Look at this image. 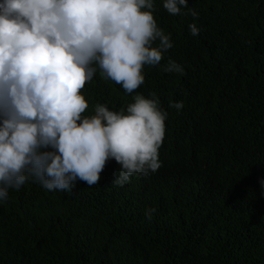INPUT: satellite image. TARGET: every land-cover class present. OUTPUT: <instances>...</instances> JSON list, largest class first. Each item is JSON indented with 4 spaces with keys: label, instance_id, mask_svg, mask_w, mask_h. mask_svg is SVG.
I'll return each mask as SVG.
<instances>
[{
    "label": "trees",
    "instance_id": "1",
    "mask_svg": "<svg viewBox=\"0 0 264 264\" xmlns=\"http://www.w3.org/2000/svg\"><path fill=\"white\" fill-rule=\"evenodd\" d=\"M188 8L198 17L187 8L170 15L154 0L174 46L145 66L137 89L155 92L168 113L162 166L122 187L110 159L92 187L49 192L29 180L10 189L0 201V264H264V0H188ZM169 59L185 74L165 73ZM86 92L90 105L124 107L136 94L99 72Z\"/></svg>",
    "mask_w": 264,
    "mask_h": 264
},
{
    "label": "clouds",
    "instance_id": "2",
    "mask_svg": "<svg viewBox=\"0 0 264 264\" xmlns=\"http://www.w3.org/2000/svg\"><path fill=\"white\" fill-rule=\"evenodd\" d=\"M163 8L198 17L188 0H163ZM153 13L154 0H0V201L29 180L49 192L92 187L110 159L120 166L115 186L159 170L168 113L155 92L137 89L145 66L160 65L174 45ZM162 70L185 74L172 59ZM97 72L136 93L132 102L90 105L82 90Z\"/></svg>",
    "mask_w": 264,
    "mask_h": 264
}]
</instances>
